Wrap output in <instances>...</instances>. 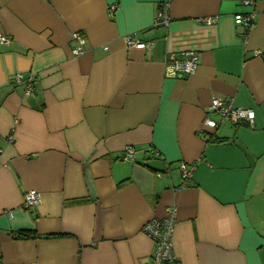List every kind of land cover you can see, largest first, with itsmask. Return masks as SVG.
<instances>
[{
	"label": "crops",
	"instance_id": "1",
	"mask_svg": "<svg viewBox=\"0 0 264 264\" xmlns=\"http://www.w3.org/2000/svg\"><path fill=\"white\" fill-rule=\"evenodd\" d=\"M0 32V264H152L142 229L171 206L172 264H264V0H0ZM190 51L182 77L169 57ZM214 99L254 127H206Z\"/></svg>",
	"mask_w": 264,
	"mask_h": 264
},
{
	"label": "built area",
	"instance_id": "2",
	"mask_svg": "<svg viewBox=\"0 0 264 264\" xmlns=\"http://www.w3.org/2000/svg\"><path fill=\"white\" fill-rule=\"evenodd\" d=\"M245 6L250 5L247 1ZM170 3L162 4L156 14L155 26L167 28L171 22L170 17ZM217 19H204L203 23L206 25L215 24ZM235 23L237 25H244L248 29L254 26V16L251 14H238L235 16ZM74 39L80 44L77 48L73 49L74 56L83 55L84 51L81 47L83 40L79 34H75ZM0 43L9 44L10 39L0 32ZM126 44L128 47H134L136 49L147 50L150 48L149 43L139 41L137 38L129 36L126 38ZM170 65L174 69L175 73L182 76H190L196 73L200 59L197 53L190 51L181 58L172 55L169 57ZM34 76H25L23 74H16L12 78L13 84H25V94L29 95L34 91ZM210 110L213 111L219 117V122H216L210 118H206L204 125L210 129H217L222 123H231L235 126L248 125L254 127L255 112L252 109H238L221 99H214L210 106ZM13 141V138H10ZM2 151L0 150V156ZM135 149L133 147H126L123 151L124 161H133L135 158ZM194 165H188L182 163L180 165V172L184 182H188L193 177ZM41 201V195L37 192H28L24 197V208L27 210L35 208ZM177 223V209L171 206L166 211V216L163 219H153L147 222L143 227V232L153 241L154 251L151 256L152 264H172L175 262V255L173 251V234Z\"/></svg>",
	"mask_w": 264,
	"mask_h": 264
},
{
	"label": "trees",
	"instance_id": "3",
	"mask_svg": "<svg viewBox=\"0 0 264 264\" xmlns=\"http://www.w3.org/2000/svg\"><path fill=\"white\" fill-rule=\"evenodd\" d=\"M20 236H22V237H33L32 234L29 232L20 233Z\"/></svg>",
	"mask_w": 264,
	"mask_h": 264
}]
</instances>
